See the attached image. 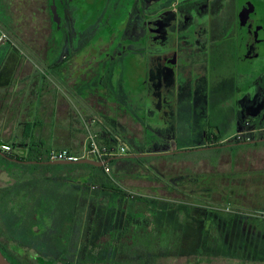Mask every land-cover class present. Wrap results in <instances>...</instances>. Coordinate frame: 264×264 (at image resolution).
<instances>
[{
	"label": "flooded vegetation",
	"instance_id": "flooded-vegetation-1",
	"mask_svg": "<svg viewBox=\"0 0 264 264\" xmlns=\"http://www.w3.org/2000/svg\"><path fill=\"white\" fill-rule=\"evenodd\" d=\"M61 46L69 49L62 57L58 52ZM22 69L31 71V75L13 76L15 70ZM174 78L180 79L178 88L182 81L187 87L185 98L191 104L190 118L197 113L195 107L200 101L194 98V88L191 91L195 84H206L215 97H220L215 102L223 103L225 112L235 107L238 99H244V105L250 107L255 95L258 98L260 94L258 101L263 100L264 0H0V88L17 83L25 85L24 106L37 108L43 103L42 92L52 93L54 87L62 85L69 94L75 119L82 116L93 121L94 127L102 121L117 122L123 140L128 133H139L131 138L136 148L129 146L127 155L142 154L139 150L150 130L141 121L142 117L128 109L130 100L133 107H147L149 111L154 108L156 111V104L165 107L171 104V107L179 96ZM224 84L228 85L227 89L222 88ZM171 91H174L172 99ZM9 97L6 93L0 97L3 115L12 113V107L18 105L16 98ZM250 113L246 111L245 115ZM263 117L262 110L251 117L246 122L251 127L245 131L224 137L201 132L200 142L175 144L167 150L169 155H200L197 159L182 157L178 163L169 164L193 174L197 171V178L189 175L187 179L188 183L200 186L201 193L194 200L212 203L221 198L222 192L235 202L244 198L252 201L246 188L251 180L238 182L230 176H217L216 180L206 182L204 171L207 168L218 171L223 164L229 166L221 161L225 160L221 156L225 153L230 165L236 164L238 149L264 141L252 142L264 139ZM154 121L150 117L147 123L151 125ZM187 122H184L185 130ZM27 157L49 161L37 159L30 151ZM0 158L5 159L1 155ZM140 158L143 157L128 159ZM8 162L0 166L17 171L18 177L22 176L18 168L23 165H77ZM66 170L76 172V169L67 167L58 171L59 176L74 180L75 187L69 191L76 190V175L63 172ZM87 171L94 173L91 169ZM119 174L111 166L116 184L119 182L115 176ZM43 175L51 176V173L43 172ZM106 176L109 177L104 173ZM173 181L175 185L179 182ZM15 183L12 178L3 186L12 198L24 192L21 188L19 194V187L13 189ZM236 184L242 186L240 191ZM53 188L55 193L51 196L63 191L61 187ZM120 189L128 199L145 198ZM206 207L202 205L203 213L208 211ZM3 229L0 224V251L11 263L26 264L15 255L13 246L1 239Z\"/></svg>",
	"mask_w": 264,
	"mask_h": 264
},
{
	"label": "rangeland",
	"instance_id": "rangeland-1",
	"mask_svg": "<svg viewBox=\"0 0 264 264\" xmlns=\"http://www.w3.org/2000/svg\"><path fill=\"white\" fill-rule=\"evenodd\" d=\"M68 50L65 46H61L58 50L60 57L65 56ZM224 81L222 83H225ZM173 83L179 96L176 101H173L171 107H169L171 104L167 106L169 108L163 104H156V111H154L155 108L149 111L147 107H133L132 100H130V105H127L128 109L142 117L141 121L148 125H146L148 129L150 128V132L147 131L145 134V145L139 150L146 156L140 158L141 161L138 163L142 170L140 174L120 173L117 177L115 176L119 183L113 184L119 188L131 190L135 195L142 194L145 197L143 199L150 204V212L161 209L173 214L176 209L181 208L176 214L170 215L171 218L169 215L159 216L149 222L147 233L151 237L150 240L146 237L140 239V244L147 250V256L141 262L134 260L130 264H264V141L247 149H238L236 164L230 165L227 159L228 155L225 153L221 155L225 160L221 161L222 163L228 162L229 166L223 164L218 171H213L210 168L204 171L206 182L216 180L217 176L220 178L230 176L238 182H243L245 179L251 180L246 187L249 192L248 196L252 198L250 202L246 200L247 198L238 202L232 201V199L226 198L222 192L221 198L219 197L212 203L203 204L194 200L195 196L201 193L200 186L188 183L187 179L189 175L192 179L197 178V171H194L193 174L190 170L169 164L178 163L182 157L197 159L200 155L197 153L169 155L167 151L175 144L182 146L200 142L201 132L214 133L224 137L234 132L245 131L251 127L246 126V122L259 111H264V99L258 101L260 94L258 98L255 95L252 107L244 105V99H238L235 107L225 112L224 104L215 102L220 97H215L211 93V89H207L206 84L197 86L195 84L191 86V91L194 88L192 91L194 98L200 101L195 107L197 113L194 112L193 118H190L191 104L185 98L187 87L182 81V86L178 88V85L181 84L180 79L177 80V78L173 79ZM222 88L227 89L228 85L224 84ZM173 93L174 91H171V99ZM135 99L138 97H134ZM137 106L140 104L137 103ZM246 111L251 113L245 115ZM150 117L155 118L151 125L147 123ZM186 120L188 122L185 130L184 122ZM262 121L264 124V117ZM119 129L123 128L119 127ZM126 135L128 137L124 134L125 143L136 148L133 146L131 138L138 136L139 133ZM202 138L203 134L201 133ZM20 168L18 169L22 176L18 177L15 175L17 171H10L0 166V189L12 181V178L16 180L15 186L12 188L20 187L24 189V192H28L30 187L35 186L37 190L41 189L43 194L50 195L55 193L53 187H61L64 192L75 187L73 179L58 175L59 170L67 168L65 166L23 165ZM229 169L231 171H228ZM43 172H49L51 176H44ZM63 172L75 173L77 184L82 183L87 188L92 186L90 185L92 182L91 171L90 173L86 170ZM88 174L89 176H87ZM115 174L117 175V173ZM175 179L179 180L177 185L174 184L173 180ZM95 185H99V183L95 182ZM236 185L237 191H240L242 186ZM51 199L55 198L51 197ZM145 204L140 207L146 215ZM202 205L209 208L208 211H204L205 213L201 211ZM147 218L150 219L149 216ZM163 224L165 225L163 226ZM3 233L6 234L5 228ZM177 235L181 237L177 238ZM157 237L162 241L161 245ZM1 239L5 244H17L15 241H10L12 242L10 243L5 236H2ZM107 239L108 236L102 238L100 242L103 243ZM91 248L92 245L85 239L77 244L76 251L61 257L49 253H38L29 246L12 250L26 264H101L99 261L91 262L86 258V253ZM95 250L98 249L95 247ZM106 264L109 263L106 261Z\"/></svg>",
	"mask_w": 264,
	"mask_h": 264
},
{
	"label": "trees",
	"instance_id": "trees-1",
	"mask_svg": "<svg viewBox=\"0 0 264 264\" xmlns=\"http://www.w3.org/2000/svg\"><path fill=\"white\" fill-rule=\"evenodd\" d=\"M21 160L36 159L26 157ZM140 161L118 159L110 161V165L115 173L140 174L142 171L138 164ZM0 163L9 162L0 158ZM67 167L93 170L90 183L92 186L87 188L86 185L79 183L76 190L57 192L54 196L43 194L34 186L17 198L7 196V188L0 189V224L6 230L4 235L6 239L17 243L11 244L13 248L29 246L38 253L61 257L76 251L77 244L87 239L92 248L87 251L86 258L91 262L99 261L101 264H106V261L109 264H130L134 260L141 262L147 256V250L140 244V239L146 237L150 240L151 237L147 233L149 222L159 216L169 215L171 218L170 215L181 210L178 208L173 214L161 209L150 212V204L145 199L126 198L122 190L113 184L115 181L104 177L102 167L96 168L88 164ZM95 182L99 185H95ZM17 190L20 194L21 188ZM143 204L146 205V215L140 207ZM168 227L169 224L167 232ZM106 236L109 237L107 242L100 243ZM179 237L181 236L177 235V238ZM158 239L161 245L162 241ZM95 247L98 250H95Z\"/></svg>",
	"mask_w": 264,
	"mask_h": 264
},
{
	"label": "crops",
	"instance_id": "crops-1",
	"mask_svg": "<svg viewBox=\"0 0 264 264\" xmlns=\"http://www.w3.org/2000/svg\"><path fill=\"white\" fill-rule=\"evenodd\" d=\"M29 70L14 71L15 77H28ZM62 86V85H61ZM54 87L52 93L42 92L43 103L37 108H27L23 103L25 85L17 83L9 88H0V97L16 98L12 113L3 115L0 107V143L11 144L17 152L43 153L49 149L68 150L80 153L85 144V131L81 121L71 114L73 107L69 94L62 87ZM15 96V97H14ZM2 116H5L4 118ZM117 122H99L94 129L107 142L122 139ZM34 150V151H33Z\"/></svg>",
	"mask_w": 264,
	"mask_h": 264
},
{
	"label": "built area",
	"instance_id": "built-area-1",
	"mask_svg": "<svg viewBox=\"0 0 264 264\" xmlns=\"http://www.w3.org/2000/svg\"><path fill=\"white\" fill-rule=\"evenodd\" d=\"M82 128L85 131V144L80 153L74 154L68 150L49 149L43 153H35L37 159H45L49 161H76L82 158L92 159L102 162L103 172L113 181L111 175L110 161L118 159L120 156H125L130 152V147L121 139L116 138L115 142H104L100 138V134L94 129L93 121H88L84 117H79ZM0 151L11 155L15 158H26L28 150L22 155L8 143H0Z\"/></svg>",
	"mask_w": 264,
	"mask_h": 264
},
{
	"label": "water",
	"instance_id": "water-1",
	"mask_svg": "<svg viewBox=\"0 0 264 264\" xmlns=\"http://www.w3.org/2000/svg\"><path fill=\"white\" fill-rule=\"evenodd\" d=\"M264 139L254 140L252 142L261 141ZM0 155L3 156L5 159L14 161L17 163H23V164H88L96 167L102 166V162H98L92 159L82 158L76 161H25V160H18V159H12L9 155L3 153L0 151ZM146 155L138 154V155H127V156H120L119 158L125 159V158H139ZM0 264H12L0 251Z\"/></svg>",
	"mask_w": 264,
	"mask_h": 264
}]
</instances>
